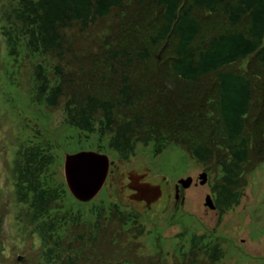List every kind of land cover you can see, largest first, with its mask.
I'll list each match as a JSON object with an SVG mask.
<instances>
[{
	"label": "trees",
	"instance_id": "1",
	"mask_svg": "<svg viewBox=\"0 0 264 264\" xmlns=\"http://www.w3.org/2000/svg\"><path fill=\"white\" fill-rule=\"evenodd\" d=\"M10 13L29 56L56 61L52 83L40 63L32 66L36 102L62 104L68 126L106 136L121 159L136 144L150 145L152 156L178 146L218 168L209 195L219 216L238 203L245 169L264 162V0H14ZM209 17L218 26L204 38ZM14 33L11 25L2 33L11 58L19 48ZM61 62L82 71L64 72ZM189 88L197 100L183 96ZM51 161L48 147L29 144L17 146L10 162L12 195L38 240L35 264H166L156 239L150 258L131 248L138 225L120 245L126 220L112 221L115 206L106 219L96 209L90 223L77 219V209L70 215L62 185L46 172ZM208 238L189 235L173 264L217 262L221 250Z\"/></svg>",
	"mask_w": 264,
	"mask_h": 264
},
{
	"label": "rangeland",
	"instance_id": "2",
	"mask_svg": "<svg viewBox=\"0 0 264 264\" xmlns=\"http://www.w3.org/2000/svg\"><path fill=\"white\" fill-rule=\"evenodd\" d=\"M10 4L13 7L14 0H0V184L3 185L0 187V264H35L39 257L38 240L31 231V226L24 225L20 216L24 206L17 204L12 195L9 172L15 148L29 144L48 147L52 161L46 172L52 174L54 183L62 185L65 196L61 202L69 208L70 215L77 209L81 214L77 219L90 223L96 209L103 208L106 219L109 218L110 207L115 206L117 214L112 221L118 222L119 215L126 220L123 225L126 240L120 242L123 247L131 240L130 230L127 229L131 225L142 228L141 234L132 239L135 243L131 248L136 254L150 258L153 255L152 246L157 240L166 264H173L171 255L180 243L186 246L189 235L204 234L209 236V242L217 243L221 250V258L214 264H264V162L250 171L245 169L247 172L244 173V185L238 203L219 216L216 211L203 206L205 195L209 194L210 186L219 176L218 168L212 163L209 166L198 163L181 148L172 145L167 146L161 154L152 156L150 145L136 144L126 158H119L106 148V136L97 138L96 132L85 133L68 126L62 104L47 108L35 101L32 66L40 63L52 83L51 71L56 61L49 56H29L23 46L25 37L20 24L11 18ZM214 22L213 17H209V27L206 22L203 24L204 38L209 35L210 27L215 30L218 26ZM8 25L15 29L14 39L19 46L16 49L18 54L14 58L6 54L7 48L2 35ZM71 31L66 33L70 34ZM91 33L98 36L99 31L93 28ZM60 65L64 72H74V75L82 71H77L72 64L61 62ZM164 75L160 73V77ZM211 86L212 83L209 82V91ZM194 94L196 93L189 88L188 95L183 96L191 102L198 99V95ZM80 151H97L106 155L108 160L117 164L115 176L130 169L148 170L145 181L151 184L162 181L160 197L149 209L144 210L141 203L126 199L129 191L120 190L122 188L119 185L123 179L111 182V177H107L109 179L103 182L90 201H75L66 192L62 181V160L64 155ZM201 172L206 175L205 183L193 186L191 181L183 191L181 205L174 207L172 184L177 179L186 177L196 181L198 173ZM134 214L135 224L132 223ZM82 250L81 256L89 263L92 256L87 252V246H83ZM100 264L111 263L106 261Z\"/></svg>",
	"mask_w": 264,
	"mask_h": 264
},
{
	"label": "water",
	"instance_id": "3",
	"mask_svg": "<svg viewBox=\"0 0 264 264\" xmlns=\"http://www.w3.org/2000/svg\"><path fill=\"white\" fill-rule=\"evenodd\" d=\"M110 163L104 154L95 151H80L64 155L62 160V179L70 197L81 203L90 201L102 186L107 166ZM144 176L145 174L136 175L129 172L127 173V184L122 187L131 191V194L126 197L128 201L141 202L144 210H147L150 204L159 198L161 192L158 185L142 182L141 179ZM205 181V173H199L197 183L202 185ZM189 183V177L176 181V184L182 188H186ZM79 188L84 192H79ZM203 206L209 210L214 209L212 201L207 194L203 199Z\"/></svg>",
	"mask_w": 264,
	"mask_h": 264
},
{
	"label": "flooded vegetation",
	"instance_id": "4",
	"mask_svg": "<svg viewBox=\"0 0 264 264\" xmlns=\"http://www.w3.org/2000/svg\"><path fill=\"white\" fill-rule=\"evenodd\" d=\"M109 162H111V164L108 165L107 167V172H106V179H109L107 177H111V182H114L115 179H123L124 181L123 182H119V185L122 187L123 185H125L127 183V173H135L136 175H142V174H145V176L141 179L142 182H147L145 181V178L148 174V170L144 169L142 171H137V170H133V169H130L129 171H127L126 173H120L119 175L115 176V173L117 171V164H114L111 160H109ZM161 181V180H160ZM191 181H193V186L195 185H198L196 184V181L191 179ZM162 182V181H161ZM159 182V183H155V184H159V188L161 190V193H162V187H163V184ZM176 182V181H175ZM149 183V182H148ZM154 184V183H152ZM120 190H127L125 187H122V189ZM128 191V190H127ZM172 191H173V195L175 193V195L173 196V206L175 207L176 205H181V202H182V199H183V191L184 189L182 187H180V185H176L175 183L172 184ZM131 191H129L128 194H130ZM130 202V201H129Z\"/></svg>",
	"mask_w": 264,
	"mask_h": 264
},
{
	"label": "bare ground",
	"instance_id": "5",
	"mask_svg": "<svg viewBox=\"0 0 264 264\" xmlns=\"http://www.w3.org/2000/svg\"><path fill=\"white\" fill-rule=\"evenodd\" d=\"M78 190H79V192H82V193L84 192V191H83L82 189H80V188H79Z\"/></svg>",
	"mask_w": 264,
	"mask_h": 264
},
{
	"label": "clouds",
	"instance_id": "6",
	"mask_svg": "<svg viewBox=\"0 0 264 264\" xmlns=\"http://www.w3.org/2000/svg\"><path fill=\"white\" fill-rule=\"evenodd\" d=\"M96 152V151H95ZM0 187H3V185L2 184H0ZM67 192V191H66ZM70 196V195H69Z\"/></svg>",
	"mask_w": 264,
	"mask_h": 264
}]
</instances>
